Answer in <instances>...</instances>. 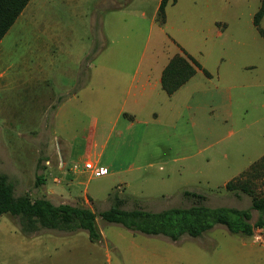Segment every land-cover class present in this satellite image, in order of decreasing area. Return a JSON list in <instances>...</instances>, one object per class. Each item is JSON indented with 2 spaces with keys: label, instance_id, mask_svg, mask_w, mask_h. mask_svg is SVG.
Returning <instances> with one entry per match:
<instances>
[{
  "label": "rangeland",
  "instance_id": "1",
  "mask_svg": "<svg viewBox=\"0 0 264 264\" xmlns=\"http://www.w3.org/2000/svg\"><path fill=\"white\" fill-rule=\"evenodd\" d=\"M210 1L215 13H203L197 4L205 3L198 0L167 4L164 27L156 21L150 27L156 0H30L23 19L0 41V127L9 130L0 137V173L12 183L14 194L89 207L95 213L108 209L115 198L124 200V209L189 206L195 199L184 190L202 194L210 206L249 208L251 197L226 189L228 181H246L264 196V176L247 173L264 155V36L252 21L260 0ZM114 4L148 16L138 21L136 47H121L144 56L139 83L146 66H152V81L157 65L175 52L172 41L208 75L197 69L173 94H152L135 111L131 127L101 141L94 151H101L107 174L86 170L78 177L66 175L84 144L78 138L71 142L69 130L61 135L52 116L61 102H80L73 96L89 80L80 76L81 65L89 70L97 56L120 47L117 42L127 32L119 30L111 41L99 24ZM258 28L264 33V15ZM84 94L81 102L89 106L73 110L81 136L99 118L94 92ZM62 137L69 141L63 144ZM59 149L73 153L63 172L58 169ZM70 182L73 192L67 191ZM250 211L254 222L259 213ZM95 223L101 238L92 242L82 229L24 235L16 217L1 214L0 264H264V226L247 236L217 224L198 237L172 241L98 215Z\"/></svg>",
  "mask_w": 264,
  "mask_h": 264
},
{
  "label": "trees",
  "instance_id": "2",
  "mask_svg": "<svg viewBox=\"0 0 264 264\" xmlns=\"http://www.w3.org/2000/svg\"><path fill=\"white\" fill-rule=\"evenodd\" d=\"M28 1L0 0V39ZM166 2L167 0H161L157 10L156 18L160 24L165 21ZM263 15L264 0H260L259 8L253 16V24L259 34L264 36L263 31L258 28L259 20ZM86 66V64L81 65L79 74L82 78L87 76L88 67ZM197 68L208 75L207 71L187 53L182 51L180 54L172 55L161 72L162 89L168 95L174 93L195 74ZM247 173L264 176V155L250 165ZM225 188L239 189L248 194L251 197L250 207L210 206L203 202L202 194L184 190L185 196L195 199L189 206L168 207L159 211H148L141 208L124 209L121 207L124 200L115 198L108 209L95 213L89 207L68 203L54 204L44 197L32 199L27 193L15 195L12 183L5 174L0 173V215L6 213L16 217V224L24 235H30L41 229L67 232L82 229L87 232L92 242L99 241L101 238V233L95 223L96 215L107 222L120 224L129 230L147 235H162L172 241L178 240L183 235L198 237L217 224L225 226L230 233L247 236L252 235L255 228L263 227L264 196L256 194L246 181L236 183L228 181ZM251 209L259 213L254 222H250Z\"/></svg>",
  "mask_w": 264,
  "mask_h": 264
},
{
  "label": "crops",
  "instance_id": "3",
  "mask_svg": "<svg viewBox=\"0 0 264 264\" xmlns=\"http://www.w3.org/2000/svg\"><path fill=\"white\" fill-rule=\"evenodd\" d=\"M29 1L27 2L26 6L28 5ZM160 1L161 0H156L154 10L149 16L148 21L150 27L155 21L159 26L165 25L167 19L166 5L174 4L177 2V0H167L164 7L165 21L164 23L160 24L156 18ZM198 1L200 2V4L202 2L205 3L204 6L197 4L198 8H200L203 13H215V11L217 10V7L214 6V2L212 3L210 0ZM25 7L21 10L12 25L15 22H18L20 19H23L25 14ZM124 10L125 9H117V6L114 4V8H112L111 11L106 12V14L101 15L99 20V24L101 25V29L103 30L104 35L107 38L111 39V41L117 38L119 30L123 29L127 32L125 36H121V39L118 40L117 46L118 44L120 46L119 48H117L118 50L115 49L117 50L116 52H108L97 56L95 62L92 63L91 66H89V70L86 76V78L89 77L87 84L79 89L78 92L80 93V95L75 94L73 96L76 98V100H80V102L69 104L67 103L68 100L63 101L55 108V111L53 113L52 120L55 127L59 130L60 134H67V130H69L71 133H73L72 138L70 139L71 142H74V140L78 138V140L82 144H84L83 153L76 157V162L68 168L69 171L65 173L66 175L70 174L78 177L80 174L86 171L83 168V162L90 160L91 156L94 157L93 163L95 165L107 168V166L100 162L102 158L101 151H94V149L98 147L101 141L107 140V138L113 131L116 130V132H118V136H120L123 133L124 128L132 126V123L135 119V111L137 110V108L140 106L144 107L146 102H150L153 98L152 94H158L159 90H162L164 92L161 87L160 77L162 69L166 65L169 57L179 51H183L191 56L195 61H197L191 54H189L185 49L179 46L178 43H176L175 45V41H172V44H174L175 47V52L165 55V57L163 58L164 60L159 65H157V74L155 73V75H153V80L151 81L150 76L152 66L148 65L146 66L145 71H143V73H140V75L144 77L143 80H140L141 82L139 83V77H137V75L141 70V63L144 56H139L136 53H132V51H130L129 53L123 52L124 50L122 51L121 47H136L135 38L137 36H140L141 34V27H138V21H140L141 24L148 19V16L144 11L131 10L129 12H126ZM161 30H163V28ZM3 36L1 37L0 41L2 40ZM15 73H18V71H15ZM3 74L4 73L0 74V78H2ZM94 87L95 91L93 92L96 98L95 104L99 109V118L96 119L97 122L92 127V129L89 130L85 136H81L80 133L78 134V132L75 130V128H77L75 122H77L78 113L73 110L89 106L88 102H81V96L83 93H85L84 95L89 93L93 94L92 90L94 89ZM88 90L90 91L88 92ZM117 127H119L118 131ZM8 131V126H5L3 130L0 127L1 139L6 136ZM5 141H7V139H5ZM67 141H69V138L68 140H65L64 137L61 138V142L63 144ZM58 144L60 145L59 142ZM103 147L104 144L103 146H101V148ZM58 155V169L63 172L66 163L72 162L73 153L70 151V149L69 151L64 150V153H62L61 149H59ZM48 161L49 159H47L45 162L49 163ZM55 179L56 178L54 177V180ZM66 185L67 191L73 192L75 190V186L72 182Z\"/></svg>",
  "mask_w": 264,
  "mask_h": 264
},
{
  "label": "built area",
  "instance_id": "4",
  "mask_svg": "<svg viewBox=\"0 0 264 264\" xmlns=\"http://www.w3.org/2000/svg\"><path fill=\"white\" fill-rule=\"evenodd\" d=\"M83 168L85 170H89L93 174L104 175L107 173L106 167L97 166L91 160L83 162Z\"/></svg>",
  "mask_w": 264,
  "mask_h": 264
}]
</instances>
